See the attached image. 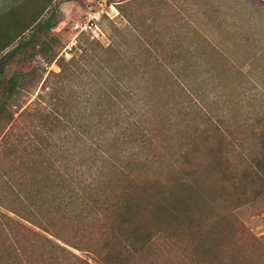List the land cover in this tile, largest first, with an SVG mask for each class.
I'll list each match as a JSON object with an SVG mask.
<instances>
[{
    "label": "rangeland",
    "instance_id": "1",
    "mask_svg": "<svg viewBox=\"0 0 264 264\" xmlns=\"http://www.w3.org/2000/svg\"><path fill=\"white\" fill-rule=\"evenodd\" d=\"M66 1L65 13L52 11L53 27L37 39L33 58L13 61L0 74V103L7 80L26 75L11 101L14 120L0 122V175L20 182L33 163L48 164L42 142L64 132L44 130L41 114L63 93L78 114V84L55 74L63 60H79L69 72L81 76L86 55L90 74L126 76L123 89L139 93L126 103L140 112L153 146L138 157L137 182L153 181L158 171V184L180 194L191 188L196 220L216 257L209 264H264V0ZM91 23L96 27L83 29ZM44 43L58 54L48 68L36 54ZM17 108L26 111L20 116ZM189 136L197 149L184 151ZM181 151L191 154V164H173ZM1 178L0 264H99L10 213L15 204ZM158 246L160 264H191L188 244Z\"/></svg>",
    "mask_w": 264,
    "mask_h": 264
},
{
    "label": "trees",
    "instance_id": "2",
    "mask_svg": "<svg viewBox=\"0 0 264 264\" xmlns=\"http://www.w3.org/2000/svg\"><path fill=\"white\" fill-rule=\"evenodd\" d=\"M36 54L48 66L58 56L50 43L41 44ZM82 59L94 67L86 55ZM72 63L79 60H63L61 72L55 76L69 86L78 84L73 103L81 109L77 108L76 114L74 106L69 108L72 99L64 93L57 103L50 102L48 111L41 114L42 128L52 134L61 129L64 136L58 139L51 135L43 140L40 151L50 154L48 164L38 168L33 163L29 173H23L24 181L0 175L15 204L6 209L65 245L93 255L99 264H160L159 242L178 247L188 244L191 264L213 262L216 257L206 246L202 226L196 220L191 188L183 187L180 194L158 184V171L150 174L151 182L136 180L138 157L153 146L140 112L126 103L139 93L123 89L129 83L123 75L107 71L90 74L86 67L76 77L69 72ZM25 77L19 72L7 80L0 122L14 120L11 101L17 99ZM17 110L20 116L26 111ZM10 129L3 130L1 142ZM201 132L203 129L196 126L195 133ZM31 144L37 147L35 142ZM180 147L184 151L197 149L191 136L182 140ZM172 157L173 164L180 159L191 164L190 153L181 151ZM66 223L70 224L69 231L65 230ZM47 241L65 250L51 239Z\"/></svg>",
    "mask_w": 264,
    "mask_h": 264
},
{
    "label": "crops",
    "instance_id": "3",
    "mask_svg": "<svg viewBox=\"0 0 264 264\" xmlns=\"http://www.w3.org/2000/svg\"><path fill=\"white\" fill-rule=\"evenodd\" d=\"M66 6V0H0V74L13 61L33 58L37 39L52 29V11L65 13Z\"/></svg>",
    "mask_w": 264,
    "mask_h": 264
},
{
    "label": "built area",
    "instance_id": "4",
    "mask_svg": "<svg viewBox=\"0 0 264 264\" xmlns=\"http://www.w3.org/2000/svg\"><path fill=\"white\" fill-rule=\"evenodd\" d=\"M93 19H96V17L94 16ZM93 26L96 27L95 24L91 23V25H85L83 29L87 30L88 28H92ZM45 67L48 68L49 66L45 64Z\"/></svg>",
    "mask_w": 264,
    "mask_h": 264
}]
</instances>
